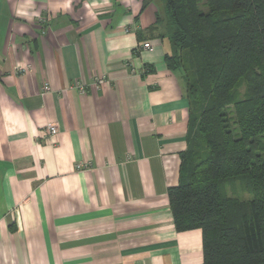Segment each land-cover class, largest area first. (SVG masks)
<instances>
[{"label": "crops", "instance_id": "crops-1", "mask_svg": "<svg viewBox=\"0 0 264 264\" xmlns=\"http://www.w3.org/2000/svg\"><path fill=\"white\" fill-rule=\"evenodd\" d=\"M146 1L0 0V264H205L170 206L190 105Z\"/></svg>", "mask_w": 264, "mask_h": 264}, {"label": "trees", "instance_id": "trees-1", "mask_svg": "<svg viewBox=\"0 0 264 264\" xmlns=\"http://www.w3.org/2000/svg\"><path fill=\"white\" fill-rule=\"evenodd\" d=\"M162 1L138 34L169 42L190 105L176 229L202 230L205 264H264V0Z\"/></svg>", "mask_w": 264, "mask_h": 264}, {"label": "built area", "instance_id": "built-area-1", "mask_svg": "<svg viewBox=\"0 0 264 264\" xmlns=\"http://www.w3.org/2000/svg\"><path fill=\"white\" fill-rule=\"evenodd\" d=\"M150 46H151V43H150V42H147V43H145V44L143 45V48H149ZM104 82H105V78H104V77L98 78V80H97V82H96V85H97L98 87H100ZM45 88H46V90H47V89H50V88L47 87V86H46ZM79 88H80V90H81L83 93L86 92L85 84H83V83L79 84ZM47 129H48V132H49L51 135H54V134H56V132L58 131V125H57V124H53V123L48 124ZM87 166H88V164H85L84 162H80V163H78V164L76 165V167H77L78 169H81V168H83V167H87Z\"/></svg>", "mask_w": 264, "mask_h": 264}, {"label": "rangeland", "instance_id": "rangeland-1", "mask_svg": "<svg viewBox=\"0 0 264 264\" xmlns=\"http://www.w3.org/2000/svg\"><path fill=\"white\" fill-rule=\"evenodd\" d=\"M162 1V0H161ZM158 3H159V5H158V7H160V8H162L164 5V3H163V1L162 2H160V0H158ZM229 194L230 195H234V196H240V197H242V198H244V199H250L251 197H252V194L251 193H240V194H232V192H229Z\"/></svg>", "mask_w": 264, "mask_h": 264}]
</instances>
